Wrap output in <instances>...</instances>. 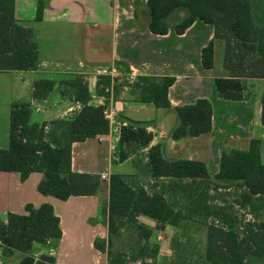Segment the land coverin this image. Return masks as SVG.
Returning a JSON list of instances; mask_svg holds the SVG:
<instances>
[{"label": "crops", "instance_id": "1", "mask_svg": "<svg viewBox=\"0 0 264 264\" xmlns=\"http://www.w3.org/2000/svg\"><path fill=\"white\" fill-rule=\"evenodd\" d=\"M39 1L44 2L40 20H36ZM147 0H14L16 21L31 33L38 49V65L27 71L0 72V149L9 147L10 110L13 103H28L30 124L45 126L49 137L58 138L62 130L55 122L80 112L75 89L68 82L81 76L89 93L88 105L104 107L112 118L107 134L71 145V171L89 175L120 174L141 179L149 192L158 185H168L169 178L152 179L148 151L160 145L166 160L185 159L206 164L209 175L218 173L223 151L246 152L253 140L260 143L264 164V125L261 123L264 102V78H241L245 99H222L215 87L216 78L228 77L223 67V46L214 40V28L195 21L179 35L174 26L184 16L177 11L170 19L166 35H154L148 29ZM253 20L264 28V0H253ZM256 16V17H255ZM213 41L211 69L202 65L201 51ZM108 77L109 86L98 84ZM138 77H173L168 89L171 108H156L143 102ZM55 82L45 98L32 96L37 80ZM104 90L107 97L98 93ZM206 99L212 107L211 130L198 137L171 139L178 125L174 108ZM121 122L144 124L152 134L146 147L125 145L128 158L116 162L114 156ZM52 147L57 143L50 142ZM130 165V166H129ZM42 173L32 172L24 181L16 172L0 171V224L9 213L24 215L25 206L50 204L60 220L62 236L54 247L55 264H107L106 254L94 248L96 239L106 240L107 227L102 207L108 200V180L101 182L94 196L70 197L66 201L38 192ZM147 187V186H146ZM218 188V191L226 190ZM214 190V191H217ZM138 225H155L147 216L137 218ZM148 228V227H147ZM42 246V247H41ZM33 256L48 254L45 245L34 244ZM19 254L18 263L23 257ZM86 259V263L85 262Z\"/></svg>", "mask_w": 264, "mask_h": 264}, {"label": "trees", "instance_id": "2", "mask_svg": "<svg viewBox=\"0 0 264 264\" xmlns=\"http://www.w3.org/2000/svg\"><path fill=\"white\" fill-rule=\"evenodd\" d=\"M253 0H147L146 14L148 29L154 35H166L170 28L169 19L177 11L184 16L174 26L177 34H183L195 21L210 24L214 28V40L224 42L223 67L228 77L214 80L219 96L225 100L245 99V86L241 78H264V28L255 24L252 17ZM44 2L39 1L36 20H40ZM214 45L210 41L201 51L202 65L213 66ZM38 49L28 29L22 27L14 17V0H0V72L27 71L38 65ZM238 62L236 68L231 61ZM141 100L150 102L156 108L170 109L168 89L173 77H138ZM68 84L75 89V100L83 107L80 112L67 119L55 122L62 130L58 138L47 140L45 126L30 124L28 103H13L10 110L9 147L0 149V171L16 172L24 181L32 172L42 173L38 192L66 201L70 197L94 196L101 183L100 176L73 173L71 171V145L107 134L110 122L105 118L104 107L88 105L89 93L81 76ZM98 86H109L105 76L98 78ZM55 82L37 80L33 83L32 96L45 98L54 88ZM98 93L107 97L104 90ZM178 125L171 132L172 140L184 137H198L211 130L212 107L208 100L198 99L193 104L174 108ZM261 123L264 125V102H262ZM152 134L144 124L130 122L122 126L114 156L116 162L128 158L125 145L133 143L139 148L146 147ZM57 143L52 147L50 142ZM260 143L253 140L246 152L223 151L219 170L211 177L205 163L176 159L166 160L160 145L148 151V163L152 179L169 178L168 185H158L152 192L134 186L133 176L111 174L108 179V200L102 207V216L107 227L106 240L96 239L94 248L106 254L109 264H120L110 259L113 238L119 236L123 227L132 225L139 230V239L146 229L138 225L139 216L156 221L157 228L164 224L178 226L192 214L213 216L226 226H207L205 260L208 264H246L247 257L264 259V221L248 222L239 233L223 208L207 205L203 196L209 190L227 189L236 184L243 192L244 203L252 209L257 202L264 201V164L259 154ZM205 188V189H204ZM204 189V190H203ZM187 200L184 215L178 210L177 200ZM168 193L169 195H167ZM24 215L9 213L6 223L0 224V250L8 255L23 254L19 264H55V258L41 254L37 259L31 253L34 244L56 247L62 231L60 220L50 204L39 207L25 206ZM235 221V218H231ZM144 238V237H143ZM2 250V251H3ZM6 254V255H7ZM7 255V256H8ZM1 264V263H0ZM139 264H146L141 259Z\"/></svg>", "mask_w": 264, "mask_h": 264}, {"label": "rangeland", "instance_id": "3", "mask_svg": "<svg viewBox=\"0 0 264 264\" xmlns=\"http://www.w3.org/2000/svg\"><path fill=\"white\" fill-rule=\"evenodd\" d=\"M216 42H219L224 48L222 40H216ZM231 64L236 68L238 62L233 60ZM133 183L134 186L145 190L148 188V185L141 179L133 180ZM242 192L240 187L232 184L228 191L209 190L206 196H203L207 205L218 206L225 210L228 215L226 220L239 233L248 222L264 221V201L257 202L256 208L252 209L244 203L241 197ZM175 193L176 196H169L168 199L170 202L177 200L179 202L177 209L186 215L184 206L187 205V200L179 197L177 190ZM231 218H235V221H232ZM140 224L143 225V223ZM209 225L226 226L213 216L205 217L192 214L188 220L182 221L178 226L164 224L157 228L155 225H151L152 227L145 225L146 227L143 226L146 229L145 234L139 239V230L126 224L119 236L113 238L110 259L117 258L120 260V264H139L141 259H144L146 264H208L205 260V249L207 226ZM45 249L49 250L48 255L52 256L54 250L52 242L46 244ZM2 250H0L1 264H19V254L10 256ZM31 253H34L33 249ZM247 258L246 264H264V259L251 256ZM109 263L110 260H107V264Z\"/></svg>", "mask_w": 264, "mask_h": 264}, {"label": "built area", "instance_id": "4", "mask_svg": "<svg viewBox=\"0 0 264 264\" xmlns=\"http://www.w3.org/2000/svg\"><path fill=\"white\" fill-rule=\"evenodd\" d=\"M104 114H105V118L110 122V121H112V118L110 117V115H108V114H106L105 112H104ZM127 123L126 122H121L120 123V126L122 127V126H124V125H126ZM44 131L45 132H47V128L46 127H44ZM114 131L115 132H119L120 130H118V127H117V125L114 127ZM109 178H108V176H106V175H101L100 176V180H101V182H105V181H107Z\"/></svg>", "mask_w": 264, "mask_h": 264}]
</instances>
